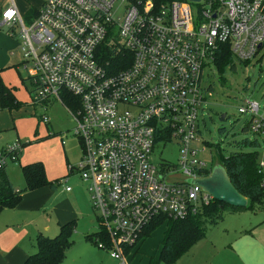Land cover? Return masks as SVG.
Here are the masks:
<instances>
[{
    "label": "built area",
    "instance_id": "built-area-1",
    "mask_svg": "<svg viewBox=\"0 0 264 264\" xmlns=\"http://www.w3.org/2000/svg\"><path fill=\"white\" fill-rule=\"evenodd\" d=\"M0 26L19 40L32 102L58 101L70 112L82 149L77 169L108 237L98 245L120 264H127L125 247L141 244L153 218L183 219L209 202L207 192L187 181L212 168L202 157L197 124L203 71L223 44L241 62L260 52L262 0L159 6L152 0H43L28 23L9 0ZM65 93L78 99V108L64 103ZM238 111L250 116L248 131L264 140V109L244 98ZM170 140L179 144L177 169L153 161L155 144ZM22 146L16 141L2 150L0 168L6 156L18 161ZM258 166L264 190L263 159Z\"/></svg>",
    "mask_w": 264,
    "mask_h": 264
},
{
    "label": "rangeland",
    "instance_id": "rangeland-1",
    "mask_svg": "<svg viewBox=\"0 0 264 264\" xmlns=\"http://www.w3.org/2000/svg\"><path fill=\"white\" fill-rule=\"evenodd\" d=\"M41 1L15 0L17 7L25 9L26 7L30 9L38 6ZM262 5L264 6V0H262ZM25 13H22V17ZM7 29V26L0 27V31L5 32L11 40V43H8L9 49L6 50V53L11 57L12 71L4 72V81H2L14 85L17 96L26 101V105L21 106L17 115L13 117V119H18L15 128L0 132V152L16 141L21 143L30 141V143L26 147H24L25 145L22 146L23 148L18 152V161H14L11 156H6V171L12 173L18 180H23L20 164L25 163L28 156L35 153L40 154V151L36 149L37 147L34 146L29 149L28 146L37 138L36 130L41 131L42 128H45L49 134L48 137L57 133L56 137L58 138L48 140V143L44 145L42 151L44 159H49L51 163L56 160L58 163L61 158L62 161L67 160L73 165L77 164L80 159L81 145L72 132L74 123L70 112L58 101L50 102L46 106L32 103V93L31 95L29 93L32 85L30 81L25 79L27 72L21 67L23 57L19 49V40L10 35ZM221 70H218L214 64L209 65L204 68L202 75L205 102L198 112L197 120L200 131L199 137L206 148L202 157L210 167L219 163L221 157H226L227 154L235 151L257 152V160H264L263 138L248 131L247 124L250 116L248 114L243 115L238 111V106L244 98L256 101L260 106V111L264 109V46L247 63L232 57L230 64ZM222 114H225V119L221 121L219 117ZM43 116L47 117V122L43 121ZM219 128H223V130L220 131ZM45 137L49 139L46 135ZM246 139L249 141L256 140L257 144L253 146L243 143ZM51 144L55 145L57 151L51 147ZM32 159L39 160L40 158L33 157ZM153 161L157 166L166 163L168 167L177 169L179 163V144L177 141L157 142L153 150ZM74 180L80 183L81 192L85 193V185L79 180L77 171L73 172L68 184L72 185ZM78 197L84 196L79 194ZM66 198H68V194L65 193L61 185H58L53 191L52 200L58 201ZM78 221L79 226L72 234L75 244L68 253L67 264H120L118 260L110 256L108 249L97 245L98 237L96 239L97 244L86 241L87 231L92 232L99 229L95 221L88 216H82ZM164 228L165 224L159 226L141 244L139 252H136L139 245L132 248V252H135L136 255L128 257L127 264H147V256H152L156 252L160 243L157 237ZM239 230L251 234V238L264 245V203L261 205L255 202L253 209L225 215L222 221L206 229L202 240L220 241L228 239ZM185 253L173 263L160 261L158 264H190L193 248L188 250V255Z\"/></svg>",
    "mask_w": 264,
    "mask_h": 264
},
{
    "label": "crops",
    "instance_id": "crops-1",
    "mask_svg": "<svg viewBox=\"0 0 264 264\" xmlns=\"http://www.w3.org/2000/svg\"><path fill=\"white\" fill-rule=\"evenodd\" d=\"M13 1L16 5L15 0ZM42 1L38 6L32 7L36 8V12L30 17L27 16L29 13V8L26 7L25 9L19 6L17 7V5L16 7L21 16H23V12H26L22 18L28 23L37 16ZM8 3L9 0H0V12L7 6ZM8 37L9 36H7L5 32L0 31L1 81L3 80L4 72L12 71L11 57L6 53V50L9 49L8 43H11V40ZM3 81L2 83H4L8 88H11L15 99L19 102L18 105L13 108H0V132L15 128V123H18V119H13V117L14 115H17L18 109L21 106L26 105V101L19 99L17 96L15 86ZM29 93L31 95V90ZM35 134H38L37 138H35L28 147L29 149L34 146L37 147L36 149L40 151V154L35 153L31 156H28V159H26L25 163L20 164V169L22 165L40 161L43 164L45 177L48 183L36 189L24 191L22 193L21 199L14 207L3 208L0 211V264H24L28 255L36 252L37 250L35 243V237L37 234L42 233L52 237L58 233L60 226L67 222H72L73 231H75V229L77 230L79 226L78 220L82 216H88L94 220L99 228L96 214L92 210L90 196L86 184L82 182L85 185V193L81 192L80 183L76 180L72 182V185L68 184L74 171H77L79 180L82 181L77 169V164L73 165L67 160L62 161L61 158L59 159L60 161H58V163H56V160H53V163H51L49 159H44L43 157L42 151L44 149V145L48 143V140L58 139L56 137L57 133H54L48 137L49 134L45 131V128H42L41 131L36 130ZM45 135L49 139H46ZM29 143L30 141H27L26 143L22 144L23 146L25 145L24 147H26ZM51 147L57 151L55 145L51 144ZM81 155L82 149L80 158ZM33 157L37 159L40 158L41 160L32 159ZM6 174L15 189H21L23 186H25L23 174V180H18V178H15L10 172L6 171ZM65 177L67 178V184H63L60 180ZM58 185H61L65 193L68 194V198L54 201L52 200V194ZM66 186H70V190H67ZM79 194H82L84 197L79 198ZM49 200L51 201L49 204H47ZM166 228L167 227L165 224V228L162 229L160 235L157 237L159 242L162 241L166 232ZM94 232L96 231H87L86 235L92 234ZM233 234L234 235L230 236V238L222 239L220 241L202 240V238L198 240L194 245L191 246L193 248V255L190 264H264L263 244L251 238V234H248L243 230L236 231ZM86 235V241L93 243V240L87 239ZM72 240L73 243L67 250L62 264H67L66 258L68 253L75 244V240ZM145 240H143L141 244ZM141 244L138 246V248H136V252L140 251V246H142ZM191 247L188 250H191ZM159 248L160 243L158 244L156 252L152 256L157 255ZM132 251L133 249L123 251L126 259L132 255H136L135 252L133 253ZM187 252L188 251H186V253ZM150 257L151 256L149 255L147 256V264Z\"/></svg>",
    "mask_w": 264,
    "mask_h": 264
},
{
    "label": "trees",
    "instance_id": "trees-1",
    "mask_svg": "<svg viewBox=\"0 0 264 264\" xmlns=\"http://www.w3.org/2000/svg\"><path fill=\"white\" fill-rule=\"evenodd\" d=\"M169 1L174 0H152L155 6ZM35 12L36 8H30L27 16L30 17ZM231 58L230 46L223 44L218 49L213 63L218 70H223L224 66L230 64ZM25 79L29 81L28 77ZM18 102L11 88H8L0 79V108H13L18 105ZM64 103L70 109L79 107L78 99L70 93L64 94ZM219 130L221 131L223 128H219ZM243 143L253 146L257 144L256 140L249 141L248 139ZM258 163L257 152L251 151H235L220 158L219 164L225 169L232 184L247 198L246 206L234 207L211 198L207 204L201 206L196 214L186 218L174 219L165 215L153 218L144 229L143 240L150 237L160 225L166 224L167 228L160 242L157 255L151 256L148 264H158L160 261L175 262L192 245L204 237L209 226L222 221L225 215L253 209L255 202L262 205L264 203V190L260 186L261 174ZM21 170L25 179V186L21 189H15L6 174V165L0 168V211L3 208L14 207L21 199L24 191L36 189L48 183L43 164L40 161L22 165ZM210 172L211 169L206 170L203 175H209ZM72 233V222H67L62 224L58 233L52 237L42 233L37 234L35 237L37 250L28 255L24 264H62L67 250L73 243ZM96 237L105 244L108 243L106 233L100 229L86 235V238L93 240L95 244H97ZM128 249L130 247H125V250Z\"/></svg>",
    "mask_w": 264,
    "mask_h": 264
},
{
    "label": "water",
    "instance_id": "water-1",
    "mask_svg": "<svg viewBox=\"0 0 264 264\" xmlns=\"http://www.w3.org/2000/svg\"><path fill=\"white\" fill-rule=\"evenodd\" d=\"M190 1L197 2L199 0ZM219 119L224 120L225 114H222ZM187 181L200 186L213 199L230 206L244 207L247 204V198L235 188L225 169L219 163L212 167L209 175Z\"/></svg>",
    "mask_w": 264,
    "mask_h": 264
}]
</instances>
